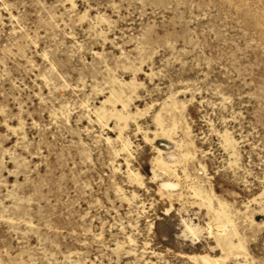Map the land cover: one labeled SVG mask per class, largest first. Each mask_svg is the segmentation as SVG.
<instances>
[{
    "label": "rangeland",
    "instance_id": "1",
    "mask_svg": "<svg viewBox=\"0 0 264 264\" xmlns=\"http://www.w3.org/2000/svg\"><path fill=\"white\" fill-rule=\"evenodd\" d=\"M0 264H264V0H0Z\"/></svg>",
    "mask_w": 264,
    "mask_h": 264
}]
</instances>
